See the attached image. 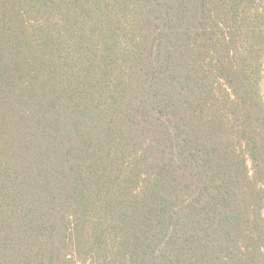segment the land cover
I'll return each mask as SVG.
<instances>
[{
  "label": "trees",
  "instance_id": "obj_1",
  "mask_svg": "<svg viewBox=\"0 0 264 264\" xmlns=\"http://www.w3.org/2000/svg\"><path fill=\"white\" fill-rule=\"evenodd\" d=\"M0 264H264V0H0Z\"/></svg>",
  "mask_w": 264,
  "mask_h": 264
}]
</instances>
